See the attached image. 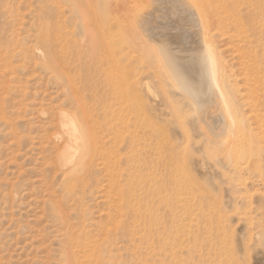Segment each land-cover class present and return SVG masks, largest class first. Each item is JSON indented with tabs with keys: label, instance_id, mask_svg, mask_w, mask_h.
Segmentation results:
<instances>
[{
	"label": "rangeland",
	"instance_id": "1",
	"mask_svg": "<svg viewBox=\"0 0 264 264\" xmlns=\"http://www.w3.org/2000/svg\"><path fill=\"white\" fill-rule=\"evenodd\" d=\"M138 1L0 0V264H264V0L209 3L244 118L217 136L222 122L169 74L174 33L138 27L157 3ZM84 8L98 32L120 21L97 49ZM63 115L92 138L73 163L61 159Z\"/></svg>",
	"mask_w": 264,
	"mask_h": 264
},
{
	"label": "bare ground",
	"instance_id": "2",
	"mask_svg": "<svg viewBox=\"0 0 264 264\" xmlns=\"http://www.w3.org/2000/svg\"><path fill=\"white\" fill-rule=\"evenodd\" d=\"M154 1L157 5L148 11H141L142 8L138 10V27L149 31L151 35H153L151 37H154V35L164 34L165 30H169L174 33L173 39L176 43H178L179 49L174 50L169 45L162 44V53L164 55V60L169 74L177 80L181 90L186 93L188 97L190 96L193 98L194 102L199 107V111L202 112L206 118H209L212 121L222 122L220 125L215 126L217 132L214 134L216 136L218 135V132L221 134L220 132L223 130H227L229 131V134H231L232 128L236 125H243L242 123L244 118L242 119V117H240L237 109H235L233 105L234 103L224 89L222 82L223 79L220 75V62H218L219 59H217L216 46L213 40L214 35H210L211 27L209 22L215 19H212L213 13L221 14L219 7L213 6L212 0ZM210 1H212L211 4H209ZM144 2L145 0H143V4ZM138 3L140 4L139 1ZM205 3L208 5H205ZM77 4L78 3H76V5ZM259 4L261 3L259 2ZM248 5H250V2ZM252 8L249 7L248 9V21H254L257 11H260V8ZM79 9L81 10V7H79ZM83 11L82 17L86 28V34L89 35L90 38L92 37L94 45L96 46L95 48L97 49V37L103 38L106 34H114L117 32L118 30H116V27L119 28L120 21L116 20L115 23L109 24L103 32H98L97 28H95L97 26L96 24L94 25V20H92L94 15L91 14V9L84 8ZM131 11H134V9H131ZM131 14L133 15V12ZM132 15H129V17ZM211 16L212 18L210 19L209 17ZM133 17L135 18V16ZM133 17L129 19H132L133 21L136 20L133 19ZM219 19H222L221 15ZM135 23L133 22V24ZM131 27L137 28V26L134 27L133 25ZM139 30L140 29L137 28L135 31L141 32V30ZM254 40L255 42H258L257 45L262 44L256 35L254 36ZM244 41H249L250 46L253 48L255 47L251 44L253 40H249L245 37ZM251 60L252 59L246 61L247 67H252V65L256 64L254 62L252 64L249 63ZM221 74L223 73L221 72ZM211 104H215V110H212ZM207 122L209 124V121ZM88 130L82 123H79L73 118H69L67 115H63L62 135L60 137L67 140L68 144L61 156L62 161L70 163L74 160L73 158H75L76 155L80 153L87 154V149L90 150V147L92 146L90 145V139L92 138H90ZM251 137L252 135L248 134L246 142L253 143V139ZM228 145L231 146V142L228 143ZM69 159L72 161H69ZM89 164L90 162L88 161V158L83 159L81 162L82 166L79 170L78 168H74L71 171L69 170L70 178H80L84 171L89 168Z\"/></svg>",
	"mask_w": 264,
	"mask_h": 264
}]
</instances>
